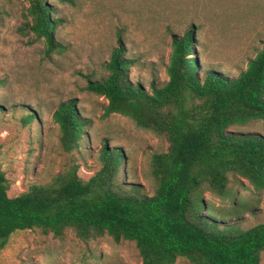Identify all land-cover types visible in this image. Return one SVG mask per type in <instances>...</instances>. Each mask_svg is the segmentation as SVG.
<instances>
[{"label":"trees","instance_id":"obj_1","mask_svg":"<svg viewBox=\"0 0 264 264\" xmlns=\"http://www.w3.org/2000/svg\"><path fill=\"white\" fill-rule=\"evenodd\" d=\"M24 1L27 21L19 30L43 39L47 53L60 52L48 0ZM121 44L118 36L105 75L88 77L84 88L106 100L102 116H126L167 141L166 151L150 156L152 193L121 178L123 150L105 143L98 150L100 167L86 179L71 157L47 183L9 196L0 169V250L16 231L62 238L71 230L85 242L103 236L133 242L142 264H260L264 221L242 227L218 213L206 194L229 199V213L237 214L229 176L264 189V135L230 130L264 120V42L237 75H224L201 68L193 31L186 28L171 41L167 79H153L148 88L130 79L131 61ZM33 117L28 113L23 122ZM51 117L66 153L88 140L74 101L57 104Z\"/></svg>","mask_w":264,"mask_h":264},{"label":"rangeland","instance_id":"obj_2","mask_svg":"<svg viewBox=\"0 0 264 264\" xmlns=\"http://www.w3.org/2000/svg\"><path fill=\"white\" fill-rule=\"evenodd\" d=\"M58 20L55 40L60 52H46V43L19 29L27 21L24 0H0V169L8 195L32 184L47 183L71 157L86 179L100 167L98 150L105 143L120 147L121 178L153 191L150 156L167 150V141L138 128L119 114L102 116L106 100L85 90L88 77L104 76L116 39L121 37L129 77L149 87L167 79L166 64L173 37L193 31L201 68L235 76L264 42V0H48ZM72 100L86 123L88 138L66 153L51 111ZM28 113L34 117L23 122ZM237 132L264 135V120L231 127ZM240 205L230 214L229 199L206 194L218 213L242 227L264 221V189L255 190L241 177L229 176ZM1 264H142L133 242L103 236L81 241L71 230L54 238L39 230L12 233L0 250ZM175 264H189L178 259ZM264 264V251L261 262Z\"/></svg>","mask_w":264,"mask_h":264}]
</instances>
